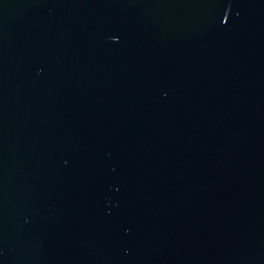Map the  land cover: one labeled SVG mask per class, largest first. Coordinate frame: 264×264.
Here are the masks:
<instances>
[{
    "label": "water",
    "instance_id": "obj_1",
    "mask_svg": "<svg viewBox=\"0 0 264 264\" xmlns=\"http://www.w3.org/2000/svg\"><path fill=\"white\" fill-rule=\"evenodd\" d=\"M0 264H264V0H0Z\"/></svg>",
    "mask_w": 264,
    "mask_h": 264
}]
</instances>
